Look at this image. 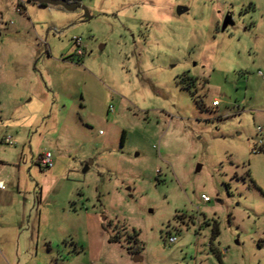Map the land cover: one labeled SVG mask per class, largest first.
<instances>
[{
	"label": "rangeland",
	"instance_id": "1",
	"mask_svg": "<svg viewBox=\"0 0 264 264\" xmlns=\"http://www.w3.org/2000/svg\"><path fill=\"white\" fill-rule=\"evenodd\" d=\"M64 1L0 0V264H264V0Z\"/></svg>",
	"mask_w": 264,
	"mask_h": 264
},
{
	"label": "built area",
	"instance_id": "2",
	"mask_svg": "<svg viewBox=\"0 0 264 264\" xmlns=\"http://www.w3.org/2000/svg\"><path fill=\"white\" fill-rule=\"evenodd\" d=\"M24 1H26V0H16V2H15V12L20 14V15L23 14L22 10L24 8ZM72 42H73L75 55H77V56L82 55V48H83L84 43L82 42L81 37H74L72 39ZM213 104L217 105L218 102L215 100ZM8 142L10 143V141H8ZM37 163H38L39 167H42V168H45V169L51 168L53 166V160H52L51 153L48 152V151L42 153L40 155V157L38 158ZM4 189H5L4 182L0 180V190H4ZM201 199L203 201H205V202L209 201V198L207 196H205V195H202ZM175 241H176V237L175 236H170L168 238V242L169 243H173Z\"/></svg>",
	"mask_w": 264,
	"mask_h": 264
},
{
	"label": "water",
	"instance_id": "3",
	"mask_svg": "<svg viewBox=\"0 0 264 264\" xmlns=\"http://www.w3.org/2000/svg\"><path fill=\"white\" fill-rule=\"evenodd\" d=\"M33 3H36L38 5H46V6H60L63 9L67 10V11H72L78 7H80V5L78 3H68L64 0H30ZM82 9L85 12V16H86V10L82 7ZM188 9L185 6L182 5H178L176 7V14L180 15L184 12H186ZM234 24L232 17L230 14H226L223 18V21L221 23V31H224L228 26H232ZM91 163V162H90ZM88 164L85 166L84 171L87 169ZM200 169V165L197 166L196 171H198ZM126 191H129L130 188L126 187L125 188ZM131 195L129 194V197ZM149 212H151V210H149ZM133 260L136 261H140L141 257L140 256H134Z\"/></svg>",
	"mask_w": 264,
	"mask_h": 264
},
{
	"label": "crops",
	"instance_id": "4",
	"mask_svg": "<svg viewBox=\"0 0 264 264\" xmlns=\"http://www.w3.org/2000/svg\"><path fill=\"white\" fill-rule=\"evenodd\" d=\"M4 190H0V193H3ZM8 240H9V238H8V228H6L5 226H0V245L2 247H4ZM0 255L3 258L5 257L2 248L0 249Z\"/></svg>",
	"mask_w": 264,
	"mask_h": 264
},
{
	"label": "flooded vegetation",
	"instance_id": "5",
	"mask_svg": "<svg viewBox=\"0 0 264 264\" xmlns=\"http://www.w3.org/2000/svg\"><path fill=\"white\" fill-rule=\"evenodd\" d=\"M179 5H180V4H179ZM177 6H178V4H175V5H174V10H173V12H174V16L177 17V18H180L181 15H182V14H185L187 11L184 12V13H182V14H180V15H177V14H176V7H177ZM171 14H172V12H171ZM227 14H228V13H227ZM224 16H225V15H223L221 19H219V20L216 21V23H215V25H214L215 33L225 32L229 27H234V26H235V24H233L232 26H228L224 31H221V23H222V21H223Z\"/></svg>",
	"mask_w": 264,
	"mask_h": 264
},
{
	"label": "trees",
	"instance_id": "6",
	"mask_svg": "<svg viewBox=\"0 0 264 264\" xmlns=\"http://www.w3.org/2000/svg\"><path fill=\"white\" fill-rule=\"evenodd\" d=\"M28 2H31L30 0H27ZM201 105H203L202 103H200V107H201ZM123 139H124V136H122L121 137V144H122V142H123ZM216 229L214 228L213 230H212V232H214Z\"/></svg>",
	"mask_w": 264,
	"mask_h": 264
}]
</instances>
